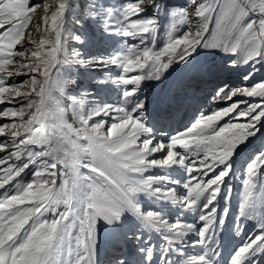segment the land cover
<instances>
[{
    "label": "snow or ice",
    "instance_id": "snow-or-ice-1",
    "mask_svg": "<svg viewBox=\"0 0 264 264\" xmlns=\"http://www.w3.org/2000/svg\"><path fill=\"white\" fill-rule=\"evenodd\" d=\"M39 7L0 0V104L26 101L0 111L20 120L0 126L13 147L0 158V264H100L99 222L118 230L128 218L139 227L123 241L135 252L114 250L107 264H220L229 218L235 235L244 233L242 221L255 227L226 264H264V79L253 82L264 65V0H184L166 11L159 0H49L36 41L25 30ZM69 22L94 28L97 39L73 33ZM99 41L109 54L86 58L70 44ZM25 43L34 45L30 54L16 52ZM65 66L77 75L79 68L104 72L93 80L122 99L101 104L86 91L93 97L86 104L68 95L75 81L63 78ZM244 66L246 83L230 88L223 75ZM112 67L114 74L106 71ZM173 67L181 71L176 87L213 83L211 102L225 106L200 109L183 130L157 137L148 106L172 97L162 90L150 98L141 88L145 80L168 81ZM21 74L29 78L6 86ZM242 146L251 154L236 170L242 189L233 211L228 178Z\"/></svg>",
    "mask_w": 264,
    "mask_h": 264
},
{
    "label": "rangeland",
    "instance_id": "rangeland-1",
    "mask_svg": "<svg viewBox=\"0 0 264 264\" xmlns=\"http://www.w3.org/2000/svg\"><path fill=\"white\" fill-rule=\"evenodd\" d=\"M45 2H46V0H29V6H31L32 4L42 5ZM132 2H136V0H132ZM139 2H141L142 4H150L151 0H139ZM159 2L161 4V8L165 11L169 8H172L173 5H179L182 7L184 4V0H179V1H177V0H159ZM172 11H180V9L175 8V9H172ZM147 12H148V14H151V12H152L151 7H149L147 9ZM37 13L38 12L35 11L32 14V19L29 21L28 26L25 30L26 32H30L32 37L36 41H38L40 39V32L37 31V26L39 25L41 31L43 30V27H44V25L42 24V15L37 16ZM177 19H178V17H177ZM164 20H166V15L161 16L162 23L164 22ZM66 27L68 29H70V31H72L73 33L80 34L82 32H87V34L92 39H94V40L97 39L98 34L95 33V29L92 27H89L88 25H86L84 29H80L74 23L69 22L66 25ZM4 30H6V29H0V31H4ZM164 38H166V37L164 36L163 29H161V40H160L161 45L163 43ZM25 39H27V37ZM129 42L131 43L133 41L130 40ZM70 44H71V47L81 49L85 53L86 58H88L92 55L98 54L100 52H103L104 54H109L111 51L109 46L105 45L102 41H99L98 43H96L92 46H89L87 44L80 45V44H77L75 42H70ZM33 47H34V45L25 43L23 48H21L20 46H17L16 52L26 51L27 54H30V51ZM14 59L19 63H25L26 62V60L24 58H22L18 55L15 56ZM214 59H215V62L217 64H220L223 62L222 58L219 56V54H217L214 57ZM248 70H249L248 66H244L243 68L238 69L236 72L225 73L223 75V81L225 83L230 84V88H233V89L236 87L244 86V83H246V82L242 81L240 75L246 73ZM61 71L64 74L63 78L71 79V80L75 81L74 83L68 85V87L66 89L68 95H70V96L76 95L80 98H83L85 100L86 104L93 99V97H91V96H86V95L82 96V94L86 91H95L97 93L96 99H98L101 104H103V103L116 104L118 100L122 99L120 90L115 89L111 84H108L103 89H101L95 83V81L93 80V77L103 78L104 72L79 68L78 69V75H77L76 71H71L67 66L63 67L61 69ZM106 71L114 74L118 70L116 68L112 67V68L106 69ZM170 72H171V76L169 77L168 81H165L163 83L157 82L155 80H145L142 84L141 93L150 97V98H155L157 95H159L162 92V90L168 91V84L172 80H175L174 83H172L173 85L169 89L168 93H169V96L172 97L173 100L177 99L176 97H178V92L175 89V86L177 84V81L180 80L181 71L176 69L175 67H173V69H171ZM28 78H29L28 75L21 74L20 76H16V77H13L11 79H8L6 86H11L13 83L20 84L22 81L27 80ZM261 79H264V65L259 66V71L255 74V79L253 82H258ZM193 82L194 81L187 82L183 86L186 85V87H191L194 85V84H192ZM188 83H190V84H188ZM199 83L200 84L198 87L195 84V88H200L203 86L208 87V88L203 89V91L200 93V95H198V97L194 103L195 106L193 107V109L190 110V113L188 114V116H186V118L183 120L182 125L179 123L180 125L178 124L177 127H175V128L170 127V128H168L167 131L165 130L169 134H172L174 132H178L180 130H183L185 127H187L188 124L194 119V113H198L200 109H205V110H207V112H210L214 108L225 106L222 102L219 104L211 102L210 93H211V89L215 86L213 83H206V82H199ZM195 88H193V89H195ZM21 90H24V89H21ZM172 99H170L169 102H171ZM234 99H245V98L237 96ZM249 101H251V100L249 99ZM21 104H26V101L17 100L13 103H3V104H0V111H2L3 108H5V107H13L14 106L16 108H19L21 106ZM167 104L169 105L168 102H167ZM158 108L159 107L155 103L150 104L148 106L149 112L151 113V115L149 116V122H150L149 126L153 127L154 130L156 129L155 128V126L157 125L156 122H158L157 115H160V117L162 116V114L158 113ZM154 113L156 114L155 119L152 117ZM26 118H27V116H25V119ZM68 118L71 119V116H69ZM13 122L19 123L20 120H19V118H16L15 121H13L12 118L0 117V126H3L4 124H11ZM109 122H111V121H109ZM156 131H157V129L155 130V132ZM160 131H162V130H160ZM261 132H264V129H261ZM160 133H164V132H160ZM159 136L160 135H158L157 137H159ZM0 143H7V145H8L6 149H4L3 151H0V158H4L5 156H7L8 152L13 150V147L11 145V136H10L9 132H5L3 135H0ZM255 143H259V142L256 141ZM249 147H252V146L249 145ZM250 154L251 153L249 152V149L242 146V150H238V154L236 156H234V158H233L234 172L228 178V182L231 183V185L233 186V190H234L233 200H232L233 211H235L236 207H237L236 193H238L242 189V181L238 178L239 173L236 172V170L242 169L245 160L250 158ZM24 179L25 180L30 179V175L25 176ZM141 199H142V203H144L145 205L148 204V200L146 197H142ZM220 203H221V205H223V201H221ZM246 222H247V224H246ZM241 223L245 227H244V233H242L240 239L246 238L247 233H249L250 229L255 224V221H253L251 223V220H249V221H242ZM97 227H98V232H99L98 252L102 248L104 250H106V252L104 254L99 253V259L101 260L100 264H106V262H108V259L112 258L113 251L114 250L119 251V249L121 247L122 241L119 240L118 236H114V235H117L118 232L120 233V228H119V230L115 231V230L111 229L109 226H106L103 221H100ZM138 227H139V225L135 222L134 219L128 218L125 221V223L123 224V226L121 227V229L127 232L129 230H135ZM150 234H151L152 241L154 242L155 234L153 232H151ZM145 235L147 236V235H149V233H145ZM227 236H229L231 238L233 236H238V235H235V223L233 220H231V218H229V220L227 221V227H226L225 231L221 234V238L227 237ZM240 239L237 242H239ZM131 243H133V242L131 241ZM192 252H194V251L190 250V254ZM104 255H108L109 258L105 259L106 256H104ZM101 257H102V259H101Z\"/></svg>",
    "mask_w": 264,
    "mask_h": 264
},
{
    "label": "bare ground",
    "instance_id": "bare-ground-1",
    "mask_svg": "<svg viewBox=\"0 0 264 264\" xmlns=\"http://www.w3.org/2000/svg\"><path fill=\"white\" fill-rule=\"evenodd\" d=\"M177 1H179V0H177ZM46 2H49V0H46ZM45 2V3H46ZM52 2H54V0H52ZM36 12H38L37 13V16H40V15H44V13H43V4L42 5H40V7L36 10ZM180 81V80H179ZM186 84V83H185ZM194 84V83H193ZM200 84V83H199ZM181 88H182V86L179 88V98L178 97H176L177 99H172V101L171 102H168L169 103V105L166 103L165 105H163V106H160L159 108H158V113H160V112H162V111H167V109H166V107L167 108H171V107H173V109H178V108H183V109H188V114L190 113V110L191 109H193V107L195 106V100L197 99V97H198V95H200V93L203 91V89H206V88H208V87H205V86H203V87H200V88H197V92H196V98L194 99V98H190V97H185L183 94H181L180 93V91H181ZM186 88H188L190 91H194L196 88H195V84L193 85V86H191V87H186ZM193 88H195V89H193ZM249 102H251V101H249ZM190 108V109H189ZM174 111V110H173ZM187 114V115H188ZM155 113L153 114V118L155 119ZM163 115V114H162ZM186 115V116H187ZM160 115H157V119H160V120H162V118H163V116H161V117H159ZM69 120H71L70 118H68ZM157 123V125H159L160 124V121H158V122H156ZM159 130H162V129H159ZM162 132H165V130L164 131H162ZM162 133H160V131H156V135L158 136V135H161ZM253 221H251V223H252ZM250 223V224H251ZM106 225V224H105ZM107 226V225H106ZM119 230V229H118ZM115 231H117V230H115ZM123 232V230L120 228V233H122ZM118 234H119V232L117 233V235H114V236H118ZM229 237V236H228ZM236 236H233V238H235ZM232 239V238H231ZM240 239V237L238 238V239H234L236 242L238 241ZM133 244V243H132ZM223 254H222V257H221V261H220V264H226V258H225V254L233 247V244H232V240H226L223 244ZM193 251H196V250H193ZM106 252V250H104L103 248L99 251V253H105ZM224 255V256H223ZM104 256H106V258L105 259H108L109 257H108V255H104ZM103 256V257H104ZM101 259H102V257H101ZM104 259V260H105ZM103 260V261H104ZM101 261V260H100ZM108 261H109V259H108ZM106 264H107V262H106Z\"/></svg>",
    "mask_w": 264,
    "mask_h": 264
}]
</instances>
